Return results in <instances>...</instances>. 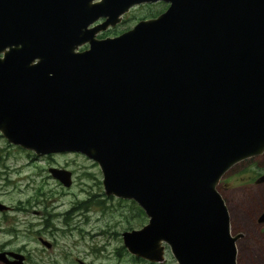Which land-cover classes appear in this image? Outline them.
Returning <instances> with one entry per match:
<instances>
[{"label": "water", "instance_id": "1", "mask_svg": "<svg viewBox=\"0 0 264 264\" xmlns=\"http://www.w3.org/2000/svg\"><path fill=\"white\" fill-rule=\"evenodd\" d=\"M156 2V17L95 38ZM0 136L95 164L103 195L146 217L120 234L134 258L236 264L241 235L216 187L264 153V0H0ZM48 172L70 185L68 171Z\"/></svg>", "mask_w": 264, "mask_h": 264}, {"label": "rangeland", "instance_id": "2", "mask_svg": "<svg viewBox=\"0 0 264 264\" xmlns=\"http://www.w3.org/2000/svg\"><path fill=\"white\" fill-rule=\"evenodd\" d=\"M158 8L159 5H148L130 9L107 36L130 29L150 10ZM0 150L8 154L4 162L8 181L0 190L4 192L0 200L10 207L0 231V250L25 255L22 264H148L134 262L125 250L122 252L119 237L122 231L139 229L146 217L139 209L143 218H132L134 210L128 201L104 199L97 167L72 155L55 158L60 164L69 163L65 169L73 172L72 184L64 188L46 177L43 162L30 161L23 150L7 144L1 136ZM82 165L84 169L80 170ZM263 173L264 153L235 164L216 187L227 209L230 233L245 236L235 244L236 264H264V236L255 225L256 215L264 208V183L254 182ZM27 178L33 181L32 189L45 180L40 190L44 204L40 196L36 198L39 204L32 202V189L23 187ZM72 228L75 230L68 232ZM38 238L48 242L50 248L45 249ZM164 259L162 264H175L167 250Z\"/></svg>", "mask_w": 264, "mask_h": 264}, {"label": "flooded vegetation", "instance_id": "3", "mask_svg": "<svg viewBox=\"0 0 264 264\" xmlns=\"http://www.w3.org/2000/svg\"><path fill=\"white\" fill-rule=\"evenodd\" d=\"M148 5H159V8L158 9H156V10H150L151 11V13L149 14V15H147L146 17H144V18H142V19H140V20H144V19H149V18H154V17H156L157 15H159L160 13H162L166 8H167V5L166 4H164V3H162V2H156V3H151V4H141V5H138V6H142V7H144V6H148ZM138 6H135V7H138ZM132 8H134V7H132ZM132 8H130V9H132ZM129 9V10H130ZM128 10V11H129ZM121 20V19H120ZM101 19L100 20H98V21H96L94 24H93V26L94 25H98V24H100L101 23ZM139 21V20H138ZM119 23H120V21H119ZM118 23V24H119ZM117 24V25H118ZM116 26V25H115ZM110 30H112L111 28L110 29H106L105 31H102V32H100V33H97L96 35H95V38L96 39H103V38H107L108 36L107 35H109L108 34V32L110 31ZM126 30H128V29H126ZM126 30H124V31H126ZM123 31V32H124ZM120 33H122V32H120ZM120 33H117V34H111L112 35V37H114V36H117L118 34H120ZM87 48V46L86 45H83V46H81V47H79L78 48V52H80V51H83V50H85ZM21 151H22V149H20ZM23 152L25 153V157L27 158V159H31V160H34V161H37V162H43V164L45 165V168H44V171L46 170V173H47V175H46V177H50V178H52V179H54L51 175H50V173L48 172V169H50V168H55V169H62V170H66V171H68L69 173H70V184H72V182H73V172L72 171H69V170H67V169H65L68 165H69V163H67L66 161H63L61 164L58 162V160L56 161L55 160V158H57V157H63V155H72V157H77V158H82L83 160H85V161H89V160H87L85 157H83L82 155H80V154H77V153H71V152H60V153H51V154H48V155H39V156H36V155H34L32 152H30V151H27L26 152V150H23ZM8 155V154H7ZM6 155V152H5V150H0V190H2L4 187H5V184H7V172L8 171H6V166H5V164H4V162H5V157L7 156ZM30 160V161H31ZM90 162V167H96V165L95 164H93L91 161H89ZM79 169L80 170H83L84 169V165H82V167H79ZM41 171H43V169L41 170ZM84 176L86 175V176H89V173L88 174H83ZM38 176V175H37ZM57 183H59L56 179H54ZM26 182V184L23 186L24 188H26V189H29L30 188V186H31V184L33 183V181L31 180V179H29V178H27L26 180H25ZM43 182H45V180H41V184H40V186H36L35 188H30V190L32 189V193L34 194V198L32 199L33 201V203L35 202V204H39V202L38 201H36V198L38 197V196H40L41 197V204L43 203L44 204V198H43V194L42 193H40V190H41V186H42V184H43ZM2 183V184H1ZM100 184H101V182H99ZM60 184V183H59ZM61 185V184H60ZM62 186V185H61ZM70 186V185H69ZM68 186V187H69ZM63 187V186H62ZM68 187H66V188H68ZM65 188V187H64ZM2 195H4V192H0V197L2 196ZM100 197H101V195H100ZM104 199H107V197H105ZM114 199H116V198H114ZM28 200V199H27ZM26 200V201H27ZM117 200V199H116ZM119 200V199H118ZM104 201V200H103ZM128 202H131V201H128ZM0 204L1 205H3V206H5L4 204H2L1 203V200H0ZM10 210V207H8V209L7 210H3V211H0V231H3V227H4V225H5V219H4V217H5V214H6V212L7 211H9ZM264 213V208L261 210V212L258 214V215H256V219H255V225L257 226V232L259 233V234H262L263 236H264V221H261V222H258V218L260 217V215L261 214H263ZM72 230H75V229H70V230H68V232H70V231H72ZM129 231V230H128ZM123 232V231H122ZM122 232H120V234L122 233ZM120 234H119V237H120ZM238 234V233H237ZM240 235H241V237L240 238H238V240L236 241V243H239V242H241L244 238H245V236H244V234H241V233H239ZM39 239L40 238H38L37 240H38V242H39ZM263 239V238H262ZM42 240V239H41ZM44 241V240H43ZM120 241H121V239H120ZM46 242V241H45ZM48 243V242H47ZM49 244V243H48ZM122 245V244H121ZM44 247V246H43ZM45 248V247H44ZM49 248H50V244H49ZM48 248V249H49ZM244 248V247H243ZM45 249H47V248H45ZM122 249H123V251L125 250L124 248H123V246H122ZM0 252H11V251H5V250H0ZM126 252V251H125ZM13 253H16V252H13ZM127 253V252H126ZM128 254V253H127ZM129 255V254H128ZM24 256V259H25V255H23ZM129 256H131V255H129ZM9 259V258H8ZM131 259H136V258H134L133 256H131ZM137 260H140V259H137ZM140 261H143V260H140ZM144 262H146V261H144ZM146 263H148V262H146ZM0 264H4V263H1L0 262ZM78 264H81L79 261H78ZM148 264H151V263H148Z\"/></svg>", "mask_w": 264, "mask_h": 264}, {"label": "trees", "instance_id": "4", "mask_svg": "<svg viewBox=\"0 0 264 264\" xmlns=\"http://www.w3.org/2000/svg\"><path fill=\"white\" fill-rule=\"evenodd\" d=\"M111 199H112L111 197H107V200H111ZM117 202H118V203H123V202H127V201H122V200H118V199H117ZM129 203H130L131 208L134 210V215H133L132 218H135V219H136V218H140V219H142V218H143V214H142V212L139 210V208H137L133 202H129ZM120 250L123 252L122 248H120ZM133 261H134V262H142V261L137 260V259H133Z\"/></svg>", "mask_w": 264, "mask_h": 264}, {"label": "bare ground", "instance_id": "5", "mask_svg": "<svg viewBox=\"0 0 264 264\" xmlns=\"http://www.w3.org/2000/svg\"><path fill=\"white\" fill-rule=\"evenodd\" d=\"M229 230H230V227H229ZM164 260H165V259H164ZM164 260H163V262H164ZM163 262H162V263H163ZM162 263H161V264H162ZM152 264H153V263H152Z\"/></svg>", "mask_w": 264, "mask_h": 264}]
</instances>
